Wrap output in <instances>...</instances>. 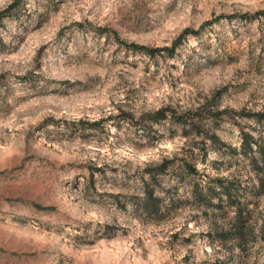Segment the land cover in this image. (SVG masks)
Returning a JSON list of instances; mask_svg holds the SVG:
<instances>
[{"label": "rangeland", "instance_id": "rangeland-1", "mask_svg": "<svg viewBox=\"0 0 264 264\" xmlns=\"http://www.w3.org/2000/svg\"><path fill=\"white\" fill-rule=\"evenodd\" d=\"M262 11L0 0V264H264V176L233 151L243 130L264 143ZM211 178L249 212L243 238L223 236L236 206L210 205L218 188L199 195Z\"/></svg>", "mask_w": 264, "mask_h": 264}, {"label": "trees", "instance_id": "trees-1", "mask_svg": "<svg viewBox=\"0 0 264 264\" xmlns=\"http://www.w3.org/2000/svg\"><path fill=\"white\" fill-rule=\"evenodd\" d=\"M262 13H264V11H262ZM188 32H190V30L186 29L183 34L188 33ZM179 39L180 38L175 40L171 47L152 48V47L138 45V44H132V47L141 49L143 50L144 53H147L150 55L156 52H160L162 50L168 51L171 55V53L177 46ZM198 114H199V111L192 112L193 116H190L191 121L194 115L197 116L198 122L203 121V119L199 117ZM208 115H209L208 116L209 119H214V114L209 113ZM166 116H167V113L165 112L163 108H161L155 111L153 117L154 119H161ZM254 116L256 117L258 122L260 123L264 122V112L255 113ZM191 125L194 126L195 123H191ZM210 137L214 140L217 138L215 134H212ZM261 137H263V133L260 134V138H256L252 133L243 130L241 147L239 150L234 148L233 151L235 153L241 154L242 156L248 157L252 161L253 165H255V167L258 169L259 173H261L264 176V143L260 142ZM159 166H160L159 170H162L164 169L165 164L159 165ZM185 166L190 167V165L187 163L185 164ZM154 182L156 181L154 180ZM217 188H218V193L222 194V195H219V198H218L220 202H218L217 204H212V202L208 200V203L210 205H214L215 207H218L220 210H225L224 209L225 206L223 205L224 202H226L229 206H234V205L236 206V212H235L234 220H233V227H234L233 231L234 232L232 233L231 230H228L227 232L223 233V236L227 237L228 235H230L231 237L235 239H241L243 238L246 232L244 225H245V221L247 220L246 216H248L249 212H245L242 206L239 205L240 203L236 204L237 202L235 200H232L231 198L232 191H233L232 183L225 182L221 178H211L209 179L208 182H206V184L202 186L201 189H197V190L199 191L198 193L200 196L202 193H206L204 195L205 196L209 195L208 198L210 199V195L214 193L218 194L216 192ZM154 192H155L154 184L150 186L149 182H145V185L143 187L144 196L142 200H143V205H144L143 207L147 209L148 211H151V210L156 211L159 207V203H160L159 197L157 195H154Z\"/></svg>", "mask_w": 264, "mask_h": 264}]
</instances>
